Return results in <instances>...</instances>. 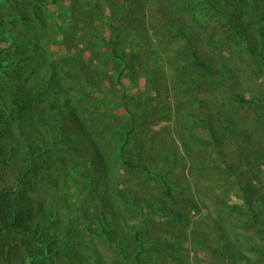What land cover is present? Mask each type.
Here are the masks:
<instances>
[{
    "label": "trees",
    "instance_id": "1",
    "mask_svg": "<svg viewBox=\"0 0 264 264\" xmlns=\"http://www.w3.org/2000/svg\"><path fill=\"white\" fill-rule=\"evenodd\" d=\"M42 1L0 0V264H55L69 258L70 264H78L80 259H72L78 258L80 235L108 233L110 179L124 182L117 169L148 172L157 159L164 166L170 163L178 169L188 167L193 174H206L207 181L221 189L222 205L241 217L240 227L263 231L264 141H259L263 134L258 133L264 124V101L257 94L246 98L244 91L235 89L234 83L239 82L235 58L214 37L216 33L207 34V45L216 56L202 57L187 37L185 49H179L168 66L178 70L176 81L196 90L204 80L216 87L236 77L227 87L230 93L220 100L187 98L175 106L174 138L162 128L149 136L148 127L165 120L166 109L172 105L158 93L162 84L155 80V51L146 53L136 37L125 50L121 46L128 33L126 17L144 0H51L56 7L52 16L38 10ZM165 9L184 16L197 29L206 28L198 22V9L216 12L227 27V38L242 43L252 55L254 62L248 63L247 70L243 67L244 72L256 76L264 72V49L253 43L256 39L264 45V0H169L165 6L158 3L152 12L142 6L140 14L160 23L162 37L169 32L183 36V26L178 28ZM251 13H255L253 39L240 23L243 15ZM101 26L108 31L105 39L100 38ZM73 27L87 28L78 35L84 47L77 50L70 41L80 30ZM51 45L62 50L53 54ZM105 57L114 60L110 78L115 83L108 87L101 83L106 74L99 66ZM67 60L76 69L72 76ZM86 63L91 65V76L83 73L81 65ZM132 75L145 79L139 99L123 83ZM135 79H129L131 84ZM72 83L78 88L74 94H70ZM106 105L122 107L124 122L111 127L103 115ZM239 107L255 111L251 120L255 128L241 125ZM102 120L107 131H102ZM240 130L242 142H233ZM81 159L88 161L87 167ZM161 184L163 199L144 198L146 210L140 215L153 213L176 221L181 213L175 208L172 183L162 178ZM87 194L98 201L92 212L84 206ZM231 228L212 235L218 239L215 242L223 243L221 249L212 246L214 253L233 264H264L263 259L242 251L243 244L231 242ZM16 248H22L21 255H15ZM132 264H142L141 248L134 253Z\"/></svg>",
    "mask_w": 264,
    "mask_h": 264
},
{
    "label": "rangeland",
    "instance_id": "2",
    "mask_svg": "<svg viewBox=\"0 0 264 264\" xmlns=\"http://www.w3.org/2000/svg\"><path fill=\"white\" fill-rule=\"evenodd\" d=\"M160 1L162 0H144L139 9L127 15L125 19V23H127L126 31L128 32L126 33L127 39L125 37V40L121 43V46L125 50L130 39L136 37L138 42H141L140 45H142L146 53H149L150 50L155 51L154 56L157 59V65H155L158 70V75L155 80L157 83L162 84V88L158 93L165 102L168 100L172 105L171 109L169 107L166 109V119H161L156 126H149V129L146 131L147 135L150 136L151 133L162 128L164 129V133L167 135L170 134L171 139H173L176 135L173 129L176 121L174 115L177 112V109H175L176 105L181 106L191 96H197L199 99L210 97L220 100L223 95L230 93L227 87L232 86L231 84L234 83L236 77L239 82L234 83L235 89L244 91L246 98H251L253 94H257L264 101V72L260 76L251 74L250 71L247 72L249 75L244 72L243 67L247 70L251 61L254 62L252 55L247 50H244L242 43L227 38V27L222 26V19L216 12H207L206 9H198L197 13H200V20L198 22L202 21L206 28L197 29L193 23L187 22V18L184 16L165 9V11L172 13L171 17L178 28L183 26L184 35L181 36L169 32L164 34L165 37H162L163 30L160 29V23H153L154 19L148 21L140 14L142 6H144V11L152 12L158 3H162L165 6L169 0ZM66 2L63 1V4H67ZM41 5L37 8L40 11L43 10L44 14L46 12V16H52V13L56 11V7L51 0H43ZM251 14L243 15L240 18V23L246 25L245 30L250 33L253 39L255 36L253 28L255 13ZM30 18L32 19V17H28V19ZM138 20L141 21L139 22ZM73 28L80 30L77 35L72 36L70 41L71 45L73 44L77 50L78 48L84 47V43L78 41V35H83L87 31V28ZM100 30L102 32L100 38L105 39L108 31L102 26ZM211 32L216 33L214 37L219 42L225 43L226 50L230 51L231 55L235 58L237 76L232 78V80L229 79L222 84L216 85V87L211 82L208 83L207 80H204L199 90L194 89L195 86L192 89L191 87L188 88L186 83L181 84L180 81H176L178 70L171 69L168 66L169 60L177 54L179 49H185L187 37L190 40L192 39L195 48L199 50L202 57L208 55L212 57L216 56L214 52H211L212 47L207 45V34H211ZM253 43L258 45L257 47L264 49V45L259 44L256 39ZM97 49L101 52L104 50L101 46H98ZM49 50L55 54L56 52L59 53L62 49L51 45ZM87 55L88 51H85V60ZM102 60L99 66L101 65L106 75L101 83L106 87L112 86L115 83V79L110 78L113 72L111 68L114 66V60L112 57L111 59L105 57ZM65 65L68 69L69 76H72L76 69L68 60L65 61ZM81 67L84 75L91 76L93 74L90 64L86 63L81 65ZM189 72L193 73V70L189 69ZM247 76L250 77V80H248L249 77ZM129 79H135L134 75L130 76ZM129 79H124L123 83L127 85L128 93L139 99L145 79L141 75L135 79L134 84H131ZM219 80L221 81V79ZM115 88L120 89V86L115 84ZM76 90H78L77 83H72L70 94H74L73 92ZM94 95L96 94L94 93ZM158 101L160 103V100ZM103 109L105 113L102 111L98 113L101 115L103 113L111 121L108 122L111 127H116L124 122L123 117L125 111L122 107L116 105L110 107L106 105ZM255 114L253 110H244L239 107L238 115L241 117V125L247 128L250 126L251 128H255L254 121L253 125L251 121ZM254 120L257 119L254 118ZM105 122L104 120L101 121L100 126L103 128L102 131H107ZM240 132L233 135V142H242L243 130H240ZM245 133L247 132L245 131ZM262 134L263 136L260 138V142L264 141V124L261 126L258 135ZM258 135L256 134L252 137L255 138ZM225 142L226 145L224 146H227L228 141L225 140ZM158 146L159 143H157ZM76 154L78 155V153ZM237 154L239 155L241 152H237ZM80 162L84 168L88 166V161L81 159ZM117 171L124 182L118 183L120 180L117 177H111L112 179H110L107 196L111 203L110 210L112 217L107 218L111 220L106 225L108 233L105 235L101 234L100 236L98 233L92 237H88L86 234L80 235L81 238H79V245L76 251L78 258L75 257L72 259L74 261L80 259L78 264H132L134 253L140 248L142 249V264H233L234 262L232 261L222 259L225 256H218L214 253L213 247L221 249L223 243L220 240L215 242L218 239L212 237V235L217 234V230L223 232V230L225 231L231 227L232 230L228 234L230 235L231 242L243 244L244 248L242 251L250 253L251 255L249 256L251 258L264 260V230L258 231L259 229H256V231H248L240 227V221L238 219L241 217L237 218L233 212H230L231 209L229 206L225 208L222 205L223 198L220 196L221 189L212 186L205 178L206 174H193L188 167L178 169L171 166L170 163L164 166L159 159L149 167L148 172L138 174L133 171L126 172L122 168H118ZM162 178L168 179L173 186L176 199L175 208L181 213V217L176 221L168 220L165 216H155L153 213L143 218L140 215L141 210H146L143 209L144 198L155 201L163 199ZM221 182L219 181L218 184L221 185ZM126 191L132 192L133 195L130 196L134 197L132 198L127 195ZM93 197L92 194H87L84 205L91 212L94 209V205L98 202ZM234 200L233 198L232 201ZM139 221L141 223L138 224ZM104 223L106 224V220ZM138 231L139 234L137 235L136 232ZM109 236L110 240H107L106 237ZM136 236H139V239ZM21 252L22 248H16V253L14 251L17 256L21 255ZM70 261L71 258L63 261H59L58 259L55 261V264H70Z\"/></svg>",
    "mask_w": 264,
    "mask_h": 264
}]
</instances>
